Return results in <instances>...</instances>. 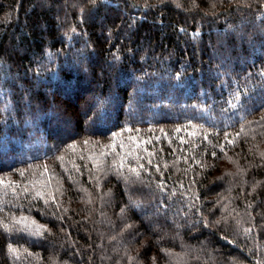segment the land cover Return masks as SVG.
Returning a JSON list of instances; mask_svg holds the SVG:
<instances>
[{
	"label": "trees",
	"instance_id": "trees-1",
	"mask_svg": "<svg viewBox=\"0 0 264 264\" xmlns=\"http://www.w3.org/2000/svg\"><path fill=\"white\" fill-rule=\"evenodd\" d=\"M0 264H264V0H0Z\"/></svg>",
	"mask_w": 264,
	"mask_h": 264
},
{
	"label": "rangeland",
	"instance_id": "rangeland-1",
	"mask_svg": "<svg viewBox=\"0 0 264 264\" xmlns=\"http://www.w3.org/2000/svg\"><path fill=\"white\" fill-rule=\"evenodd\" d=\"M15 118V117H14ZM30 122H28L27 120H25V121H23L20 125H19V122H18V124H17V119H15V122L13 123L14 125H19V127H17L18 128V130L20 131V132H25L27 129V134H30V135H32V133H33V124L31 125V124H29ZM30 127H32V128H29ZM13 139H15V141L16 142H21L20 140H19V138L18 137H15V138H13ZM32 140H34L33 138L31 139V137H30V140H28L29 142L28 143H24V144H17V146H20V148L18 147L17 149L19 150V151H22L23 150V147H26L27 145L29 146L31 143H30V141H32ZM38 143H39V140H38ZM44 145H45V143H44ZM22 147V148H21Z\"/></svg>",
	"mask_w": 264,
	"mask_h": 264
}]
</instances>
